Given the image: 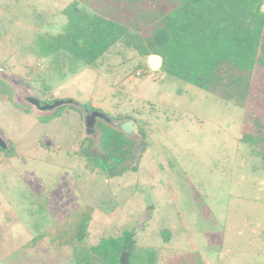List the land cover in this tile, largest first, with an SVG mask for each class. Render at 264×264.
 I'll list each match as a JSON object with an SVG mask.
<instances>
[{
  "label": "rangeland",
  "instance_id": "374dc122",
  "mask_svg": "<svg viewBox=\"0 0 264 264\" xmlns=\"http://www.w3.org/2000/svg\"><path fill=\"white\" fill-rule=\"evenodd\" d=\"M71 3L137 26L91 65L63 49L47 53ZM174 5L0 0V80L11 89L0 94V134L14 147L0 150V264H78L92 246L125 231L136 241L133 264H264V151L242 138H264V127L248 122L264 124V70L240 105L151 69L147 59L156 52L139 47L155 45L157 22ZM28 95L89 102L114 122L134 121L129 170L111 177L79 154L100 149L105 122L88 134L84 108L40 114Z\"/></svg>",
  "mask_w": 264,
  "mask_h": 264
},
{
  "label": "trees",
  "instance_id": "16d2710c",
  "mask_svg": "<svg viewBox=\"0 0 264 264\" xmlns=\"http://www.w3.org/2000/svg\"><path fill=\"white\" fill-rule=\"evenodd\" d=\"M175 3L157 22L155 45L140 46V53L147 54L151 49L164 57L163 69L169 74L245 105L254 73L264 70V0H175ZM64 13L68 18L64 31L51 34V43L45 45L44 51L63 49L88 65L122 40L129 25L137 26L136 22L123 23L103 14L92 16L76 3L68 5ZM10 93V86L0 80V94ZM79 104L87 110L94 109L89 102ZM59 109L56 116L61 113ZM251 121L258 128L264 127L260 121L248 122ZM100 128V149L90 151L87 146L79 154L89 160L92 168L108 176L123 174L129 170L125 162L130 158L132 142L116 129L102 124ZM242 138L250 145L262 144L264 151L261 136L245 134ZM13 148L12 145L0 150L11 154ZM87 226L88 221L81 227L80 241L84 240ZM162 234L166 241L170 240L169 229H164ZM136 248L134 233L125 231L117 239L105 238L92 246L79 257L78 264H90L92 258L96 264H120L119 257L125 249L130 250V264H133Z\"/></svg>",
  "mask_w": 264,
  "mask_h": 264
},
{
  "label": "water",
  "instance_id": "95a60500",
  "mask_svg": "<svg viewBox=\"0 0 264 264\" xmlns=\"http://www.w3.org/2000/svg\"><path fill=\"white\" fill-rule=\"evenodd\" d=\"M148 66L153 69L154 71L159 70L164 65V57L161 54L158 53H151L148 56L147 59ZM34 108V110L40 114L49 113L51 111L57 110L61 106L65 105H76L77 107H82L79 102H77L74 99H57L50 103H42L41 100L34 95H28L25 98ZM84 111L86 112L85 115V126H86V132L88 134H92L95 131V128L97 126L98 121H103L106 123V125L110 128L116 129L119 132H122L126 137L128 138L130 135H134L138 132L137 124L129 119H124L122 121L114 122L108 114L101 110H92L89 111L86 108H84ZM47 146H54L52 141L46 142ZM0 147L3 149L8 148V143L6 139L0 134ZM140 152H142V149H140ZM120 264H130V250L125 249L121 252L119 257Z\"/></svg>",
  "mask_w": 264,
  "mask_h": 264
},
{
  "label": "flooded vegetation",
  "instance_id": "af4514ba",
  "mask_svg": "<svg viewBox=\"0 0 264 264\" xmlns=\"http://www.w3.org/2000/svg\"><path fill=\"white\" fill-rule=\"evenodd\" d=\"M42 102V101H41ZM42 103H50L48 101H45V102H42ZM93 110H96V108H94ZM89 111H92V110H89Z\"/></svg>",
  "mask_w": 264,
  "mask_h": 264
}]
</instances>
